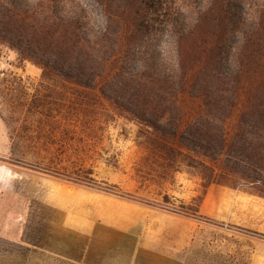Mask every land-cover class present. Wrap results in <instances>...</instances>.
<instances>
[{"label": "rangeland", "instance_id": "rangeland-1", "mask_svg": "<svg viewBox=\"0 0 264 264\" xmlns=\"http://www.w3.org/2000/svg\"><path fill=\"white\" fill-rule=\"evenodd\" d=\"M30 1L57 5L65 15L82 4L100 17L94 0ZM177 1L189 10L208 0ZM240 3L241 9L229 0L246 17L248 5ZM162 40L168 51L170 36ZM120 42L93 86L0 42V233L58 240L68 254L89 244L87 264H264V197L249 192L257 189L219 183L241 176L102 93L123 63L124 33ZM254 83L246 74L235 82V104L224 120L228 141ZM177 101L181 131L207 113L203 96L185 90ZM165 195L204 216L163 208Z\"/></svg>", "mask_w": 264, "mask_h": 264}, {"label": "trees", "instance_id": "trees-1", "mask_svg": "<svg viewBox=\"0 0 264 264\" xmlns=\"http://www.w3.org/2000/svg\"><path fill=\"white\" fill-rule=\"evenodd\" d=\"M240 2L248 5L246 17L233 12L229 0H208L189 10L177 0H94L100 13L96 20L82 4L65 15L51 3L0 0V42L93 86L121 50L124 33L123 63L101 85L102 93L160 134L222 159L226 170L241 176L239 182L219 183L257 189L249 192L264 197V0H236L239 9ZM164 35L171 38L168 51ZM243 74L255 83L228 141L224 120ZM185 90L204 97L207 113L181 131L177 97ZM160 204L175 213L204 216L168 195Z\"/></svg>", "mask_w": 264, "mask_h": 264}, {"label": "crops", "instance_id": "crops-1", "mask_svg": "<svg viewBox=\"0 0 264 264\" xmlns=\"http://www.w3.org/2000/svg\"><path fill=\"white\" fill-rule=\"evenodd\" d=\"M52 232L55 231L51 230V233ZM50 236L52 235L50 234ZM57 242L58 240L57 241L51 240L50 242L43 241L42 243L37 241H30L28 238L24 237L23 235L10 236L7 234L0 233V264H87L88 263V258L92 253L89 244H84L82 250L78 252L73 251L71 252V254H68L64 249V247L59 246Z\"/></svg>", "mask_w": 264, "mask_h": 264}]
</instances>
